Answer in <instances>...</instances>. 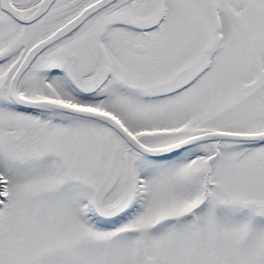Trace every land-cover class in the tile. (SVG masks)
<instances>
[{
	"label": "snow or ice",
	"instance_id": "6c2138e0",
	"mask_svg": "<svg viewBox=\"0 0 264 264\" xmlns=\"http://www.w3.org/2000/svg\"><path fill=\"white\" fill-rule=\"evenodd\" d=\"M0 264H264V0H0Z\"/></svg>",
	"mask_w": 264,
	"mask_h": 264
}]
</instances>
